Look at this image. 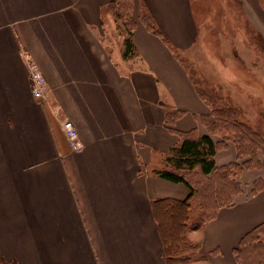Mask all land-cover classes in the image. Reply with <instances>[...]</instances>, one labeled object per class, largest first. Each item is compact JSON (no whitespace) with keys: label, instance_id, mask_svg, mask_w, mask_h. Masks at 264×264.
Instances as JSON below:
<instances>
[{"label":"crops","instance_id":"0c3cea01","mask_svg":"<svg viewBox=\"0 0 264 264\" xmlns=\"http://www.w3.org/2000/svg\"><path fill=\"white\" fill-rule=\"evenodd\" d=\"M114 0H0V255L6 264H166L152 212L189 188L154 173L181 134L211 133L212 108L176 56L192 51L197 0H133L136 55L124 57L107 13ZM264 38V0H236ZM144 9L169 41L148 29ZM115 29L117 24L115 20ZM245 38L239 36L236 44ZM24 51L44 73L32 95ZM180 111L168 127V114ZM84 143L72 149L63 122ZM214 140L221 137L211 133ZM217 166L239 161L234 141ZM243 191L196 239L205 264H237L234 249L264 222V165L244 170ZM192 230V229H191ZM191 233V231H190Z\"/></svg>","mask_w":264,"mask_h":264},{"label":"trees","instance_id":"16d2710c","mask_svg":"<svg viewBox=\"0 0 264 264\" xmlns=\"http://www.w3.org/2000/svg\"><path fill=\"white\" fill-rule=\"evenodd\" d=\"M110 8L115 16L123 20L124 27L117 24V30L124 37V57H132L136 55L132 39L136 25L133 0H114ZM146 11L148 12L144 9L142 19L148 29L169 41L155 25L151 14H146ZM175 54L180 58L176 50ZM190 76L200 96L212 108V116L205 118L204 123L221 140H214L211 133L201 136L195 131L182 133L180 142L166 154L164 166L154 170L155 174L166 180L184 183L190 191L185 199L167 197L152 201V212L162 240L166 264H187L191 261V256L186 253L199 250L200 244L187 239L189 226L197 222L196 228L202 227L216 217L221 206L233 205L235 197L244 189L239 180L242 172L264 165V139L250 125L240 120L238 108L220 104L223 98L221 95L218 97L212 87L202 90L191 73ZM180 115V111L168 114V127L174 129L173 122ZM228 141L235 142L240 160L217 166L216 152L225 147ZM263 187L264 181L257 180L252 185L251 194L257 193ZM194 198L196 204L201 205L199 212ZM213 202L219 204L211 206ZM161 215L165 216V223ZM234 255L237 264H264V222L244 236L239 246L234 249ZM0 260L7 263L1 255Z\"/></svg>","mask_w":264,"mask_h":264},{"label":"rangeland","instance_id":"374dc122","mask_svg":"<svg viewBox=\"0 0 264 264\" xmlns=\"http://www.w3.org/2000/svg\"><path fill=\"white\" fill-rule=\"evenodd\" d=\"M194 6L201 25L199 40L206 44H196L192 51L185 53L176 50L179 59L202 90L212 87L218 97H223L220 104L238 108L240 120L250 125L252 130L264 139L263 36L253 32L243 15L240 3L236 0H197ZM108 8L105 12L108 14L110 25L113 26V35L121 37L119 31L114 30L113 21L122 28L123 20ZM146 14L150 13L146 11ZM240 35L245 40L236 44ZM194 202L196 204L195 198ZM218 204L219 202H213L210 205ZM196 205V211H201L200 203ZM161 217L165 223V216ZM196 227L197 222L189 226L187 239L192 240V236L198 239L201 236L200 231L192 232ZM192 241L198 243L197 240ZM186 254L191 256V261H197L201 256L199 250ZM0 264L6 263L0 260Z\"/></svg>","mask_w":264,"mask_h":264},{"label":"built area","instance_id":"2783aa9c","mask_svg":"<svg viewBox=\"0 0 264 264\" xmlns=\"http://www.w3.org/2000/svg\"><path fill=\"white\" fill-rule=\"evenodd\" d=\"M24 59L28 67L30 79H31V91L32 95L40 100H45L47 97V80L39 68L38 64L32 59L31 54L28 51H24ZM64 133L70 142L73 150L79 151L83 148L84 143L79 136V132L75 126L73 120L69 119L62 124Z\"/></svg>","mask_w":264,"mask_h":264}]
</instances>
